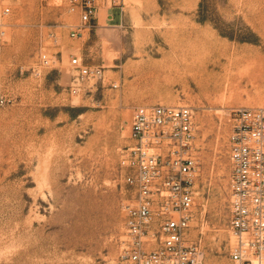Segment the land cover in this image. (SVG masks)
Returning a JSON list of instances; mask_svg holds the SVG:
<instances>
[{
  "label": "rangeland",
  "instance_id": "rangeland-1",
  "mask_svg": "<svg viewBox=\"0 0 264 264\" xmlns=\"http://www.w3.org/2000/svg\"><path fill=\"white\" fill-rule=\"evenodd\" d=\"M6 6L0 264H124L122 204L133 187L120 159L132 143L133 107L150 103L194 109L199 169L190 233L201 238L205 260L228 257L225 112L264 106V0H111L80 37L70 35L78 13L68 0H0V12ZM191 32L211 38L209 54L226 51L219 64L207 62L206 83L187 65L196 46L180 37ZM40 52L55 66L35 75ZM72 57L104 66L108 81L71 93Z\"/></svg>",
  "mask_w": 264,
  "mask_h": 264
},
{
  "label": "built area",
  "instance_id": "built-area-1",
  "mask_svg": "<svg viewBox=\"0 0 264 264\" xmlns=\"http://www.w3.org/2000/svg\"><path fill=\"white\" fill-rule=\"evenodd\" d=\"M111 0H68L78 21L72 37L92 27L101 4ZM10 12H0V47L6 42ZM54 35L53 33H51ZM76 71L70 85L77 93L83 83L108 80L105 67L72 57ZM55 66V58L38 55L35 75ZM118 87L117 81H109ZM10 99L1 96L0 103ZM229 124L226 148L230 165L228 227L233 236L228 257L237 264H264V106H235L225 112ZM194 109L187 104L150 103L133 107L129 138L121 155L128 169L125 181L133 194L122 204L124 239L120 259L124 264H204L201 238L191 237L194 181L199 162L194 145Z\"/></svg>",
  "mask_w": 264,
  "mask_h": 264
},
{
  "label": "bare ground",
  "instance_id": "bare-ground-1",
  "mask_svg": "<svg viewBox=\"0 0 264 264\" xmlns=\"http://www.w3.org/2000/svg\"><path fill=\"white\" fill-rule=\"evenodd\" d=\"M135 22H136V24L142 23V21L138 18L136 19ZM180 38H181V40L189 39L190 41H193V45L196 46L193 48V51L191 53L192 59L187 64V65L190 64V67H189V71H191L190 75L195 79V81L198 84H200L202 82L206 83L207 80L210 78V76L213 74L212 70H208L207 62H211L212 64H215V65L217 63L219 64L221 54H224L226 51L220 49L218 51L215 50L213 54H209L205 49V47H206L205 43L207 42V47H208V41L207 40L210 37L207 39L206 37H203V35L201 37L197 34H194V33L192 34V32H191V33L183 34ZM209 41H211V40H209ZM200 44H201V46H198ZM210 44H211V42H210ZM186 48L187 47H185L183 49H186Z\"/></svg>",
  "mask_w": 264,
  "mask_h": 264
},
{
  "label": "crops",
  "instance_id": "crops-1",
  "mask_svg": "<svg viewBox=\"0 0 264 264\" xmlns=\"http://www.w3.org/2000/svg\"><path fill=\"white\" fill-rule=\"evenodd\" d=\"M204 264H215V263H211L208 260H204ZM217 264H237L235 263L233 260H231L229 257H226L221 263H217Z\"/></svg>",
  "mask_w": 264,
  "mask_h": 264
}]
</instances>
